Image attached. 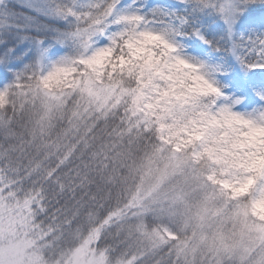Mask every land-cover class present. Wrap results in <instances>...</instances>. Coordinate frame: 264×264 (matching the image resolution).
I'll return each instance as SVG.
<instances>
[{"label": "snow or ice", "instance_id": "1", "mask_svg": "<svg viewBox=\"0 0 264 264\" xmlns=\"http://www.w3.org/2000/svg\"><path fill=\"white\" fill-rule=\"evenodd\" d=\"M0 264H264V0H0Z\"/></svg>", "mask_w": 264, "mask_h": 264}]
</instances>
